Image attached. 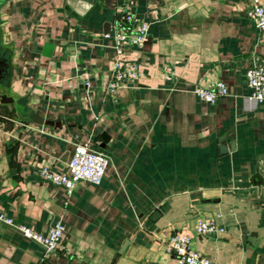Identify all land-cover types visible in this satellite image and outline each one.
I'll return each mask as SVG.
<instances>
[{
  "label": "crops",
  "instance_id": "crops-1",
  "mask_svg": "<svg viewBox=\"0 0 264 264\" xmlns=\"http://www.w3.org/2000/svg\"><path fill=\"white\" fill-rule=\"evenodd\" d=\"M264 0H4L0 46V264H177L163 238L191 235L218 264L264 263V102L245 101L248 66L264 65V38L248 12ZM123 14L150 23L141 47L118 56L104 36ZM142 76L108 90L116 59ZM175 76L167 80L164 69ZM228 94L201 100L196 86ZM2 96L6 99L3 100ZM35 117L51 119L53 124ZM103 135L107 139L103 140ZM109 157L100 183L68 192L61 172L74 145ZM101 143H104L101 145ZM216 231L199 234L198 219ZM57 247L16 227L47 230Z\"/></svg>",
  "mask_w": 264,
  "mask_h": 264
},
{
  "label": "built area",
  "instance_id": "built-area-1",
  "mask_svg": "<svg viewBox=\"0 0 264 264\" xmlns=\"http://www.w3.org/2000/svg\"><path fill=\"white\" fill-rule=\"evenodd\" d=\"M253 20L257 35L264 38V6L254 1L249 12ZM122 21L118 22L110 31L104 33L106 38L112 41L118 56L126 48L141 47L148 36L150 23L129 14H123ZM142 76L134 60H126L118 57L114 64L112 77L109 80L108 90H114L119 86L136 81ZM164 76L171 80L175 71L170 65L164 69ZM245 83L250 93L245 101L252 103L264 102V65H250L245 70ZM196 95L207 103H215L218 98L228 94V88L223 82H217L211 88L196 86ZM109 163L108 155L101 149L91 146L87 141L78 142L74 145L70 158L67 161L68 170L61 172L51 165H43L40 168L42 178L55 184L62 185L70 192L78 180H87L91 183H100L104 177ZM0 220L12 223L0 210ZM18 229L24 236L40 242L46 252L54 250L65 230L64 223L58 219L47 230L37 231L29 225L18 224ZM218 225L211 217L198 219L196 231L199 234H209L216 231ZM166 251L176 258L177 264H218L214 258H209L191 246L192 237L187 233L172 232L163 238ZM264 264V263H263Z\"/></svg>",
  "mask_w": 264,
  "mask_h": 264
},
{
  "label": "water",
  "instance_id": "water-1",
  "mask_svg": "<svg viewBox=\"0 0 264 264\" xmlns=\"http://www.w3.org/2000/svg\"><path fill=\"white\" fill-rule=\"evenodd\" d=\"M4 0H0V2H2ZM89 3L94 2V0H87ZM8 65V52L5 51L4 49L1 48L0 46V70H3L7 67ZM3 100L6 99L5 96H2ZM35 120L39 121V122H46V123H50L53 124L55 121H52L51 119H42L41 117H35ZM107 139L106 135H103V140L105 141ZM104 143H101V145H103ZM38 264H54L52 262L49 261H40Z\"/></svg>",
  "mask_w": 264,
  "mask_h": 264
}]
</instances>
